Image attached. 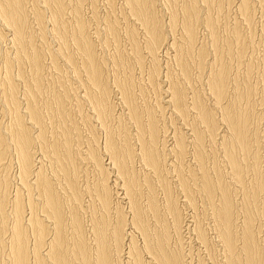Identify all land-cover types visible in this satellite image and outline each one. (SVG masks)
Instances as JSON below:
<instances>
[{
	"label": "bare ground",
	"instance_id": "bare-ground-1",
	"mask_svg": "<svg viewBox=\"0 0 264 264\" xmlns=\"http://www.w3.org/2000/svg\"><path fill=\"white\" fill-rule=\"evenodd\" d=\"M97 1L0 0V264H188L189 260L186 259L188 254L184 253L186 247L183 245L185 244L183 211L179 207L180 204L178 205V199H175L172 194V186L164 180L167 175L169 178L172 175V173L167 174L169 172L166 171L167 168L173 170L175 166L177 170L178 168L180 170L177 171L178 173L175 172L178 174L177 176L174 175V172L173 175L177 177L178 189L182 194L181 197L185 199L182 201L193 208L196 202V197H193L198 193L203 196L206 205L205 214L210 216L208 219H211L212 228L216 232L215 236L226 251L224 263L262 264L264 253H261L259 243L260 240L264 242V238L260 239V242L258 241L255 229L257 224L254 223V220L257 213L264 220V68L262 72L260 71L261 73H257L259 74L258 81L255 80L260 86L258 85V87L256 82V85H252L242 80L247 83L245 84L247 88L242 91L240 86L243 85V82L240 85L239 79L236 80L238 77L240 80L242 79L241 76H236L239 69H237L238 73L237 71L231 73L233 65L229 66L237 59L227 65L223 62V57L225 54L231 57V54L235 52L233 45L237 44L238 59L240 62L244 58L246 59L244 55V58L241 56L247 49L246 40L243 41L245 37L242 32L244 31L241 28L245 24L239 25L240 29L238 24L241 22L235 20V22L239 21L238 24H232L233 26L230 27L232 34H226L229 36L222 42L219 29L221 23L222 27L224 26L223 22L226 25L225 19L230 17L227 15L230 12L227 11L225 16L228 17L224 18L223 22H221L223 18H220L219 21V17H222V13L226 12L228 7L236 6V11L235 8L232 10L236 13L238 11L251 30L250 26L255 24L254 20L258 13L256 5L262 4L259 6L262 7L260 11L264 10V0H162L164 2L162 5L165 4V9L169 12L167 20L162 17V13L159 14L155 2L157 0H122L123 5L121 4L120 10L123 9L121 11L124 14L119 12L120 17L130 18V23H132L131 19L134 20L139 26L137 28H141L139 30L142 31L141 34L144 37L142 43L139 42L137 40L141 37L139 30L136 32L137 28L135 30L132 28L133 26L131 28L127 26L128 36H126L131 42L132 48H130L135 60L133 63L140 69H144L143 67L146 68L144 61L148 56L147 60H150V65L149 72H147L148 77H146L153 88L151 90L163 93L161 98L159 97L160 99H156L157 102L154 100V103H150L155 105L154 107H152L153 105L149 107L150 104L147 102V106L144 102L146 106L142 105L144 108L138 105V101L136 102L138 98H135L137 90L134 89L138 88H134V79L139 76H135L133 71L137 68L132 63L133 66L130 65L128 61L131 58L127 61L124 57L126 55L122 54L119 49L121 48L119 46H122L118 42V38L120 39L121 36L119 28L124 24L119 26L117 20H114L116 12L113 16L114 19L107 18L108 15H105L106 19L101 21ZM117 1L105 0L104 2L110 8L118 10L119 8L114 7ZM157 2L159 3V1ZM85 4L90 6L93 21L95 19L105 24L104 29L102 28L104 38H101L103 36L100 31L98 32L100 34L97 33V35L95 31L93 32L98 39H102V42L97 40L99 43H96V39L91 37L93 30L90 32V29H93V26L89 25L90 27H88L89 12L86 15L88 17L83 15ZM256 11L257 13H255ZM106 12L104 11L102 14ZM165 14L167 16V13ZM227 21L231 20L228 18ZM99 22L98 24L101 25ZM119 22L121 23V21ZM232 23L234 22L232 21ZM98 24L96 25L98 26ZM201 25L208 36V39H205L207 42L204 41L205 44L198 42V38L201 37L198 34L200 33L198 29ZM178 26L180 27V36L177 34L179 37L175 34V29ZM100 28L99 26V30ZM227 28L229 29V26ZM240 30H242L241 33ZM250 33L254 32L250 31ZM124 34L126 33L123 32L122 35ZM223 37L221 38L223 39ZM39 39L41 46L38 44ZM45 40H52L55 45L49 42L51 45L46 48L48 44L46 42V49H44L42 42ZM202 40L200 41L202 42ZM100 43L105 48L110 44L115 46L117 54L112 56L111 61L114 67L121 66L125 60L126 63H129H127L128 66H132V68H127L131 71L126 77H123V81H117L118 77L113 80V84L117 82L116 86L119 92L118 94L116 91L117 97L120 95L119 99L124 107V109L121 108L122 115L117 116L119 125L115 123L117 125L115 130L110 128L111 125H108L109 119L113 117L114 120V116H116L115 103L117 104V102L114 103V100L111 99L113 94L111 92L114 90L111 88V79L113 78L109 77L111 76L107 71L109 68L106 67L108 64L106 61L109 59H104L103 53L100 55L103 56V60L99 58L96 44ZM125 45L127 47L126 43ZM126 54L130 56L127 51ZM161 54L163 56L170 55L177 64L176 76L172 74L171 64H168L169 67L168 65L163 66ZM246 54L245 56L248 55ZM250 54L248 56L252 55ZM47 58L50 64L48 66L54 69L50 68L55 71L53 73H56V82L63 88L60 91L56 86L59 89L58 92L53 88L56 92L52 90L54 93H50L52 95L50 100L48 97V99L42 97V94L47 92L44 81L45 78L47 80L44 75V73L47 74L45 69ZM261 58H264V55ZM166 62L169 63L167 60ZM249 63H246L245 67L250 73L254 64ZM193 66L197 67V76L202 78L204 75L203 77H205L202 78L205 84L202 79L200 83L202 82L206 86L204 88V85H201L207 93L206 98L209 96L212 102L210 106L204 102L205 96L202 93L201 96L193 91L194 86L189 87L191 75L195 74V71L193 74L191 73ZM110 69L112 68L110 67ZM118 69L117 72L114 70L117 74ZM124 69L123 74H126V68ZM242 69L245 70L243 66ZM174 70L176 69L174 68ZM240 73L242 75L241 71ZM245 73H243V78ZM51 74L49 76L47 74V76L50 77ZM68 74L70 78L72 77L71 82L73 83L74 80L76 89L78 88L75 92H72V85L71 90L66 87ZM121 74L119 73V75ZM231 74H235V80L234 75ZM142 75L146 74L142 73ZM54 77L52 75L50 78ZM199 77L197 79L200 80ZM145 78L142 77L144 80ZM161 78L164 80H161L160 84L158 81ZM247 79L249 82L252 80H250V76ZM120 80H122V76ZM144 80L141 81L145 83ZM141 81L139 80V82ZM193 81L197 82V80ZM193 81L191 85L194 84ZM231 81L235 85L234 88L231 86ZM48 83L51 82L48 81ZM230 86L235 89L234 98L231 93L233 90L229 91L232 89ZM147 87L144 86V88ZM242 87L244 88V85ZM50 88L52 89V87ZM139 90L144 91L143 88ZM139 93L141 95L140 91L137 95ZM143 93L146 94V92ZM73 96L77 99V109L82 111V114L85 110L82 109L84 104L91 109L87 110L88 112L92 111L84 118L82 117L83 119L81 118L82 124L87 128L91 120L96 118L97 120L94 121H98L97 123L105 130V132L102 130L104 138L97 137L94 133H90L91 136L88 135V138L85 136L86 139L81 136L80 126L77 124L79 122H74V118L71 117L72 120L68 116L69 110L64 108L67 100L74 98ZM138 97L140 99V96ZM42 98L47 101H45V105L42 103ZM145 98L147 99V97ZM150 99L148 100L150 101ZM76 112L74 111V113ZM82 114L81 116H83ZM166 114H169L167 119L165 118ZM72 115L74 114L71 113ZM158 115L162 117V123L158 119ZM77 119L75 121H79ZM114 121L116 122V119ZM55 122L61 125V130L57 127L60 130L57 132L61 134L58 133L59 138L53 131L51 133V130L49 131V127ZM165 123L173 127V131L170 132L172 140L170 146L169 143L166 144L165 140L166 134L170 131L166 130ZM53 126L55 127V125ZM91 130L93 131V128ZM101 139H104L103 144ZM206 142L209 143L208 147L217 143L215 147L220 146L219 153L222 152L224 159L222 161L225 162L228 169L226 172L230 175L227 174L231 181H227L233 182L235 189L241 190L244 194L242 197H245V201L241 202L243 208L239 207L243 211L236 206L235 201L237 200L233 195L236 190H233L224 181L227 177H223L225 171L222 173L221 170L224 169H220L221 166L217 164V160L215 161L217 163L212 162L211 166L208 164L210 167L207 165L206 150L208 147L205 146ZM100 143L103 152L99 149ZM205 147H207L206 150ZM214 148L212 150H215ZM190 153L195 160L192 162L195 163V168H190L191 177H189V182L192 181L193 185L189 184L188 178H185V172L181 171V169L184 170L183 167L181 168L185 161L183 159L185 157L188 159L187 154ZM216 156L215 159H217ZM44 158L50 166L49 172L47 169L49 167L46 165V168L44 167ZM11 162L16 165V174L14 172L13 178L11 175L13 169L12 167L10 169ZM138 163L141 164V172L137 168L136 164ZM88 164L94 167L91 173L95 170L94 172H97L99 178L91 179V182L83 181L85 182L83 185L81 178L86 174ZM187 165H184V168ZM250 173H252V179L249 177ZM92 174L96 175V173ZM165 174L167 175L164 177ZM15 178L17 184L13 183ZM154 178L163 184L161 185L163 192L165 191L163 198L165 197L166 201L164 208L165 212L170 215V220L160 209L161 202L157 196L159 185L156 186ZM194 193L197 194L192 196ZM67 199L70 202L69 206L66 203ZM244 199L241 198V200ZM84 200L87 202L85 205L89 212L86 211L85 214H82ZM200 204L202 205V203ZM238 204L240 205V202ZM238 211L243 213L238 214ZM241 214L243 215L242 220L237 219ZM83 215L85 218L89 216L90 225L87 224ZM197 215L199 217V214ZM236 220H241L239 226ZM84 221L89 226L88 228ZM255 222L258 223L256 220ZM262 222L260 221V224ZM198 223L194 228L196 237L206 245L208 241L210 243L209 234L207 235V232L198 226ZM262 225L264 228V224ZM263 228L262 230H264ZM259 230L260 228L258 232ZM172 232L175 233L178 244L183 245L184 250L183 247L180 248L181 246L177 248L170 246ZM135 233L140 236L141 243L136 241ZM211 241H213L212 237ZM213 244L211 245L213 246ZM175 246L178 245L175 244ZM178 248L180 249L178 250ZM215 248L213 249L216 251ZM223 254L225 255V252ZM189 262L191 264V261ZM198 264L204 263L200 260Z\"/></svg>",
	"mask_w": 264,
	"mask_h": 264
},
{
	"label": "rangeland",
	"instance_id": "rangeland-1",
	"mask_svg": "<svg viewBox=\"0 0 264 264\" xmlns=\"http://www.w3.org/2000/svg\"><path fill=\"white\" fill-rule=\"evenodd\" d=\"M104 1H105V0H98V1H97V3H98V9H99V10H98V14H99V16L101 15V16H100V20H101V21H104V20L106 19V16H105V15H108L109 17L107 16V18H110V19H111V18L114 19V18L116 17L114 20H117V22L119 23V26H122V24H124V25L122 26L123 28H122V27L119 28V29H120V30H119V31H120L119 34L121 33V36H120V39L118 38V40H119L118 42H120V45H122V46H119V47H121V48H119V49L122 51V54L126 55V56H124V55H123V56L126 57V60H127V61L131 58V59L128 61V62L130 63V65L133 64L134 67L137 68L136 70L139 71V72L142 70V71L139 73V72H137L135 69H134L135 71H133V69H132V71L134 72L135 76H137V77L139 76L138 78L136 77L137 79H134V80H135V81H134V88H135V87L138 88V89H134V90H137V92L134 91V90H133V91L136 92V93H135V95H136L135 98H138V99H136V102L138 101V102H137L138 105H139V106L141 105L140 107H141V108H144V107H146L144 102H146L147 106H148V103L150 104V103H154L155 101L157 102L158 98H159V97L161 98V95H162L163 93H161V92H160V93H156L155 90H151V89H153V88L150 86L149 81H148V78H147V77H148V76H147V75H148L147 72H149L148 70H149V65H150V62H149L150 60H149V59L147 60L148 56L146 55V56H147L146 59H145L146 61H144V62H146V65H144V66H146V68L143 67L144 69H142V68L140 69L138 65H135V64H134V63H135V60L133 59V52L131 51V50H132V49H131L132 46H131V44H130L131 42H130L129 38L127 37V36H128V35H127V30H128V28H129V26H130V28H131V26H133L132 28H134L135 30H136V28L139 27V26L136 25V23H135L134 20H132V19H131V22H132V23H130V18H128V19H129V20H128V19H123L124 17H122V18L120 17V13H119V12H123V11H121V10H123V9L120 10V8H122V5H123L122 2H121L122 0H118V1L116 0L117 3H118V5H117V3H115V6H114V7L119 8L118 10L115 9V8H113V7H111V8L113 9V11H114V10H117V11H114V13H113L112 9L110 8V6H109L108 4L106 5V2H104ZM157 1H159V3H158ZM157 1H155V2H156V7H157V9H158L159 14L161 15V13H162V14H163L162 17H163L165 20H167L168 17H169V15H168L169 12L167 11V9H165V8H166L165 4L162 5L164 2H163L162 0H161L162 2H161L160 0H157ZM160 3H161V4H160ZM104 4H105V5H104ZM119 4H120V5L122 4V5L120 6ZM116 5H117V6H116ZM157 5H158V6H157ZM257 5H258V6H257ZM257 5H256V10L258 9V10H257L258 13H257V11H256L255 13H257V14H256V17H257V16H258V17H257V18L255 17V20H254L255 24H253L252 26L248 25V26L252 27L253 30H252V28H251V30H250V28L247 27V23H245V21H243L241 15L238 13V11H237V13H238L240 16L235 12V11H236V6L234 7L235 9H234L233 7H230V8H231V9H230V8L228 7L229 10L226 9V8H227V6H226V8H225V9H226V12L223 10L224 13H222V17H221V16L219 17V21H220V18H221V19L223 18V19L221 20V22H223V21H224V18H226V17H228V16H230V17H228V18L231 20V21H230L231 23H230V22L227 21L228 18L225 19L227 23H226V25H225V23L223 22V25H224L223 27H222V23L220 22V23H221V26H220L219 32H220V34H221V37L224 36L223 39L220 37V39L222 40V42H224L225 39H227L228 36L232 34V31H231L232 28H230L231 26H233V25H235V24H238L239 21H240L241 23H239L238 26H239V25L241 26L242 24H245V25H242V26H244L245 28L242 27V26H241V28H242L243 31H244V32H242V33H243V36L245 37V38L243 37V38H244L243 41L246 40V41H245V44H246V46H247V49L245 48L246 50L244 51L243 54H241V56L243 57V55H244V57H246V59H245L244 57H243L244 59L241 57V58L244 60V61L241 60V62H240V60L238 59V53H237V50H238V49H236L237 44H236V45H233V48H234V51H235V52H233L234 55H232V54H233V53H232V54H231V57H230V56H228V55L225 54L226 57H225V56L223 57V62H224V63H227V65H229L231 62H233L234 60L237 59V60H236L237 62L234 61V63H231L229 66H232V65H233L232 67H233V68L235 67L234 69L231 67V68H232L231 73H233V72L236 73L237 69H239V70H238L239 73H240V71L242 72V75H241V73H240V75H239L238 71H237L238 75L236 74V76H241V78H242L241 80H240V77L236 78V80L239 79V81H238V80H237V81L239 82L240 85H241V83H242L244 80H245L247 83H249V84L251 83L252 85H254L255 82L257 83V81H258L257 78L259 79V74H257V73H259L260 71L262 72V69L264 68V66H263V60H264V58H261V57H263V55H264V54H263V52H264L263 50H264V49H262V48H264V17H263V16H264V12H262V11H264V10L262 9V11H260L262 7H259V6H261L262 4H261V5H260V4H257ZM87 6H88V8H87ZM103 6H105V7H103ZM106 6H108V7H107V12H106ZM118 6H120V7H118ZM160 6L162 7L161 9L158 8V7H160ZM164 6H165V7H164ZM84 8H85V9H84ZM84 8H83V9H84V10H83V12H84L83 15L86 16L88 12H89L88 16L90 15V16H89V20H88V27H90V26L92 27V26H93V27H92L93 29H90V28H89V29H90V32H91V30H93V31L91 32V35H92L91 37H92L94 40L96 39V40H95L96 43H99L98 41L102 42V39H101V38H104V33L102 32V30H103L104 27H105L104 22H101V21L99 22V20H95V19H94V21H93V18H92V16H91L92 14H91V9H90L89 4H88V5L85 4V5H84ZM103 8H104V9H103ZM108 8H110V9L108 10ZM88 9H89V10H88ZM101 9H102V10H101ZM164 9H165L166 12L164 11ZM232 9H234L235 11L232 10ZM110 10H111V12H109ZM161 10H162V11H161ZM230 10H232L233 12L230 11ZM104 11H105L106 13H105V14H102ZM160 11H161V12H160ZM227 11H228V13L230 12V14H227L228 16H225V14L227 13ZM115 12H116L118 15L116 14V16L113 17L114 14H115ZM260 12H261V13H260ZM107 13H109L110 15L107 14ZM112 13H113V15H112ZM165 13H167V16H166ZM232 13H234V14H232ZM123 14H124V12H123ZM164 14H165V15H164ZM231 14H232V16H231ZM235 14H236L237 16H236ZM262 14H263V15H262ZM88 16H86V17H88ZM104 16H105V17H104ZM118 16H119V17H118ZM121 16H122V13H121ZM123 16H124V15H123ZM223 16H224V17H223ZM261 16L263 17V19H262ZM90 17H91L92 19H91ZM240 17H241V18H240ZM103 18H104V19H103ZM232 18H233V19H232ZM98 19H99V17H98ZM119 19H121V20H119ZM259 19H260V20H259ZM91 20H92V21H91ZM123 20H124V21H123ZM235 20H239V21L235 22ZM256 20H258V22H256ZM96 21H98L99 23H101V25L98 24V22L96 23ZM119 21H121V23H120ZM232 21H233L234 23H232ZM133 22L135 23L136 26H135V25H132V24H134ZM125 23H126V25H125ZM128 23H129V24H128ZM257 23H258V24H257ZM94 24H95V25L98 24V26L96 25L97 29H96V27H95ZM120 24H121V25H120ZM227 24H229V25H228V26H229V29L227 28V27H228ZM232 24H233V25H232ZM256 24H257V25H256ZM89 25H90V26H89ZM103 25H104V26H103ZM255 25H256V29L254 30ZM258 25H259V26H258ZM99 26L101 27L100 30H99ZM127 26H128V28H127ZM202 26H203V25H201L200 27H202ZM240 26H239V28H240ZM260 26H261V27H260ZM94 27H95V28H94ZM200 27H199V29H198V32H200V33H198V34H199V36H201V37L198 38V42H199V44H200V43H203L204 41H206V40L208 39V36H207V33H206L204 27H202L201 29H200ZM102 28H103V29H102ZM225 28H226V29H225ZM241 28H240V29H241ZM123 29H124V30H123ZM126 29H127V30H126ZM139 29L141 30V28H139ZM139 29L137 28L136 32H137ZM202 29H203L204 31H203ZM97 30H98V31H97ZM125 30H126V31H125ZM140 30H139L138 32H140L139 34H140L141 37H139V39H137V40H139V42H141V41L144 40V37H143V35L141 34L142 31H140ZM225 30H226V31H225ZM229 30H230V31H229ZM94 31L96 32V35H97V33L100 31V32L102 33L101 35H102L103 37H101V35H98L99 37H101V38H99V39H100V40H99L98 37L95 36V33H93ZM121 31H122V32H121ZM241 31H242V30H240V33H241ZM248 31H249V32H248ZM250 31H253L254 33H250ZM255 31H256V32H255ZM123 32L126 33V34H124L125 36L122 35ZM175 32H176V33H175L176 35L179 34V36H180V27H179V26H178V28L175 29ZM203 32H204V34H203ZM227 32H229V33H227ZM261 32H262V33H261ZM255 33H256V34H255ZM260 33H261V34H260ZM98 34H100V33H98ZM175 34H174V35H175ZM226 34H229V35L226 36ZM126 35H127V36H126ZM176 35H175V36H176ZM202 35H203V36H202ZM241 35H242V34H241ZM247 35H248V36H247ZM249 35H250V37L252 36V37H254V38H252V37L250 38ZM255 35H256V37H255ZM262 35H263V36H262ZM177 36H178V35H177ZM177 36H176V37H177ZM179 36H178V37H179ZM204 36H205V38L203 39ZM94 37H95V38H94ZM137 37H138V35H137ZM206 38H207V39H206ZM247 38H248L249 40H248ZM255 38H256V39H255ZM260 38H261L262 40H261ZM49 39H51V38H49ZM121 39H122L123 41H122ZM125 39H126L127 41H129V43H127V41L125 42ZM202 39H203V40H202ZM205 39H206V40H205ZM39 40H40V39H39ZM97 40H98V41H97ZM200 40H202V42H201ZM253 40H254V41H253ZM251 41H252V43L254 42L255 44H254V43L252 44ZM40 42H41V40L38 41V44L41 46V43H40ZM46 42L48 43L47 46L45 45ZM49 42L55 45V42H54V41H52V40H49V41H48V40H45L44 42H42V46H44V47H42V48L46 49L47 47H50L51 44H50ZM206 42H207V41H206ZM206 42H204L203 44H205ZM248 42H249V43H248ZM125 43L127 44V47H126ZM141 43H142V42H141ZM247 43H248L249 47H248ZM128 44H129V46H128ZM250 44H251V45H250ZM261 44H262V45H261ZM54 45H52V46H54ZM96 45H97V48H98V55H99V58H101V60H103L102 57L105 56L104 59H109V60H107L108 62L106 61V63H108V64H107L108 66L106 65V67L109 68V69L107 70V71H109V75H111V76H109V77H110V78H113V79H111V80H112V81H111V82H112V84H111V88H112V90H113V89H114V90H113V92H111V93H113V94L116 95V96H114V95L112 94L111 99H112V101L114 100V101H113L114 103H115V101L117 102V104L115 103V106H116L115 108L117 109V111H116V109H115V115H116V116H114V120L116 119V122L113 120V117H111V118L109 119L110 121H108V123H109L108 125H111L110 128L113 129V130H115L116 127H117V125H119V124H118L119 119L117 118V116H121V115H122L121 113H123V110H122L121 108L124 109V107L122 106V103H121V101H120V99H119L120 95L117 97V95L119 94V92H118V90H117V86H116L117 82H116V84H113V82H114L113 80H116L117 77H118L119 79H117V81H123V77H126V76L128 75V73H129V71H131V69L128 70L127 68H132L133 65H132V66H130V65L128 66L129 63L127 62V63H128V64H127L125 58L123 57L124 60H125V61H124V60H123V61H124L126 64L124 63V64H125V65H124V64L122 63V65H121L122 67H121L120 65H119L120 67H119V66H118L117 68H116V66L114 67V66H113V62H111V61H112L114 55L116 56V54H117V53H116V50H115V48H114L115 46H114L113 44H110V45H108V47L111 46V47H109V48H110V49H109L108 47L105 48L104 46H102V43H100L99 45H98V44H96ZM118 45H119V43H118ZM257 45H258V46H257ZM45 46H46V48H45ZM259 46H260V47H259ZM122 47H123V48H122ZM130 47H131V48H130ZM251 47H252V48H251ZM253 47H254V48H253ZM40 48H41V47H40ZM249 48H250V49H249ZM107 49H108V50H107ZM248 49L251 50V51H249ZM257 49H259V50H257ZM99 50H100V51H99ZM125 50H126L127 53L130 54V56H132V57H130L129 55L127 56ZM128 50H129V51H128ZM260 50H261V51H260ZM114 51H115V52H114ZM124 51H125V52H124ZM253 51H254V52H253ZM123 52H124V53H123ZM131 52H132V53H131ZM194 52H195V51H194ZM246 52H248V53H247L248 55L252 52V53H251L252 55L250 54L251 56H248V55L246 54ZM102 53H103L104 55H103ZM195 53H196V52H195ZM260 53H261V55H260ZM131 54H132V55H131ZM235 54H236L237 56H236ZM245 54H246L247 56H245ZM100 55H103V56H100ZM109 55H110V56H109ZM167 55H168V54H167ZM167 55H166V56H163V55L161 54V60L163 61V62H162V63H163V66H164V65L167 66L168 64H169V65L171 64V66H170L171 68H170V69L173 70V71H172V74H174L173 76H176V74H177L176 71H178V69H177L178 66H176L177 64H175L174 60L171 59L172 57H171L170 55H169V56H167ZM112 56H113V57H112ZM234 56H236V57H234ZM252 56H253V57H252ZM111 57H112V58H111ZM128 57H129V58H128ZM169 57H170V58H169ZM229 57H230V58H229ZM248 57H250V59H247ZM251 57H252V58H251ZM225 58H226V59H225ZM231 58H232L233 60H232ZM168 59H169V60H168ZM251 59H252V60H251ZM254 59H255V61H254ZM166 60H167L169 63H167ZM226 60H227V61H226ZM228 60H232V61H228ZM238 60H239V61H238ZM246 60H247V61H246ZM249 60H250L251 62H250ZM259 60H260V62L262 63V65H260L261 63L259 62ZM245 61H246V62H245ZM133 62H134V63H133ZM172 62H174V63H172ZM243 62H244L245 64H244ZM249 62H250V63H249ZM252 62H253V63H252ZM111 63H112V65H111ZM131 63H132V64H131ZM148 63H149V64H148ZM235 63H238L237 65H239V66L237 67V65H236ZM239 63H242V64H239ZM246 63L252 64V65L254 64V65H255V66H254V65L252 66V70L250 71V73L247 72L248 70H246V68H247V67H245V65H247ZM255 63H256V64H255ZM259 63H260V64H259ZM48 64H49V59L47 58V60H46V62H45V65L47 66L45 69H46L47 72H46V71H45V72L48 74V76H49V74L52 73L51 76H52V75H53V77L55 76V77H54L55 80H54V78H52V79H53V80H52V79L50 78L51 76L48 77L47 74L44 73V75H46V77H47V80L50 78L48 81L51 82L52 84H51V83H48V81H47L46 78H45V80H44V81L46 82V83H45V86L47 87V88L45 87V88L47 89V90H46V89H45V90H46L48 93L45 92V90H44V92L47 93L48 95L45 94V93H43V94H42V97H44L45 99H48V98H49L48 100H50V98H51V96H52L51 94H52V92L54 91L53 88H55V90L57 89V92L59 91V89H60V91L63 90V88L58 84V82H56V81H57V80H56V75H55L56 73H53V72H55V71H53L54 69H53L52 67H49L50 64H49V66H48ZM144 64H145V63H144ZM174 64H175V65H174ZM243 64H244V65H243ZM258 64L260 65V67H259ZM123 65H124V67H123ZM147 65H148V66H147ZM169 65H168V67H169ZM173 65H174V66H173ZM235 65H236V66H235ZM240 65H242L243 68H245V70H243V69H242V66H240ZM112 66H113V67H112ZM165 66H164V67H165ZM175 66H176V67H175ZM216 66H218V64H216ZM110 67H111L112 69H110ZM134 67H133V68H134ZM164 67H163V68H164ZM173 67H174L176 70H174ZM239 67H241V68H239ZM255 67H256V68H255ZM258 67H259V69H258ZM48 68H49V70H50L51 72L48 70ZM50 68H52L53 70L50 69ZM118 68H119V69H118ZM124 68H126V71H125L126 74L124 73L125 75L123 74V72H124V70H125ZM166 68H167V67H166ZM254 68L257 69V70L255 71ZM260 68H261V70H260ZM26 69H28V67H26ZM117 69H118V74L116 73V72H117ZM120 69H121V70H120ZM122 69H123V71H122ZM196 69H197V67H195V66L192 67V72H191V73L193 74V72L195 71V74H194V75H191L192 78H191V81H190V82L192 83L193 80H197V82L195 81V83H197L198 85L195 84L194 81H193L194 84L191 85V83H190V86H189V87L192 88V87L194 86V87H193V88L195 89V90L193 89L194 92H197L198 94H201V93H202V94L205 96V98H203V100L205 99L204 102L210 106L212 102L210 101L209 96L207 97L208 99L206 98L207 93H205L206 91H205V89H204V88H206V86L204 85V84H205V83H204L205 81L203 80L205 77H203V76H204V75H203V76H202L203 79H202L201 77L197 76V75H198V70H196ZM110 70H112L111 72H113V73H111ZM114 70H115L116 72H115ZM145 70H146V72H145ZM242 70H243V71H242ZM120 71L122 72V74H121ZM127 71H128V72H127ZM143 71H144V72H143ZM48 72H50V73H48ZM173 72H174V73H173ZM244 72H246L245 75H244L245 77L248 78V76H250V80L252 79L250 82L248 81L249 79H247V78H245V77H244V78L242 77ZM261 72H260V73H261ZM119 73H120L121 75H119ZM142 73H145L146 75L143 76ZM251 73H252V74H251ZM107 74H108V72H107ZM256 74H257L258 76H257ZM116 75H117V76H116ZM140 75H141L142 77H144V78H145L146 76H147V77H146L145 80H144V79H142V77H141ZM231 75H232V76L234 75L233 78H234V80H235V77H236L235 74H231ZM247 75H248V76H247ZM253 75H254V76H253ZM255 75H256V76H255ZM65 76H66V75H65ZM107 76H108V75H107ZM114 76H115V77H114ZM121 76H122V80H120ZM194 76H197V77L195 78ZM252 76H253L254 78H253ZM109 77H108V78H109ZM198 77L200 78V80L197 79ZM66 78L68 79V80H67L68 83H67V81H66V84H67L66 87H67L69 90H71V89L73 88L74 91L72 90V92L77 91L78 88L76 89L77 86L75 85V81L73 80V83L71 82V81H72V77L70 78V77H69V74H68V75L66 76ZM110 78H109V79H110ZM114 78H115V79H114ZM134 78H135V77H134ZM193 78H194V79H193ZM69 79H70L71 84H70V82H69ZM192 79H193V80H192ZM201 79L203 80V83H204V84H203L202 82L200 83ZM50 80H52V81H50ZM139 80H140V81H141V80H142V81L144 80V82H145L146 84L143 83L142 81L139 82ZM161 80H162V78L160 79V81H158L160 84L162 83V81L164 80V78H163L162 81H161ZM242 80H243V81H242ZM255 80H257V81H255ZM53 81H55V82H53ZM136 81H137V83H136ZM47 83H48V84H47ZM53 83H54V84H53ZM138 83H139V85H138ZM231 83H232V84H231ZM231 83H230L231 86L234 88V87H235L234 83H233L232 81H231ZM247 83H245V82L242 83V84L244 85V88L242 87L243 85L240 86L242 91H244V89L247 88V87L245 86V84H247ZM50 84H51V85H50ZM55 84H57V85H55ZM73 84H74V85H73ZM141 84H142V85H141ZM143 84H144V85H143ZM148 84H149V85H148ZM53 85H54V86H53ZM58 85H59L62 89H61ZM69 85H70V86H69ZM71 85H72V88H71ZM196 85H197V87H196ZM201 85H204V86H203L204 88H202ZM255 85H256V84H255ZM258 85H259V84L257 83V86H258ZM56 86H57L59 89H58ZM73 86H75V87H73ZM115 86H116V87H115ZM144 86H145V87L148 86V87H147V88H144ZM198 86H199V87H198ZM231 86H230V87H231ZM259 86H260V85H259ZM259 86H258V87H259ZM50 87H52V89H51ZM114 87H115V88H114ZM232 87H231V88H232ZM142 88H143L144 91L139 90V89H142ZM149 88H150V89H149ZM198 88H200L201 90H199ZM233 88H232V89H229V91L231 92V91L233 90V92H231V93H232V95H233L232 97L234 98V97H235V95H234L235 89H233ZM48 89H49L50 91H49ZM115 89H116V90H115ZM146 89H148L149 92L146 91ZM196 89H198V90H196ZM52 90H53V91H52ZM150 90H151V91H150ZM190 90H192V89H190ZM202 90H204V91H202ZM114 91H115V92H114ZM116 91L118 92V94H117ZM139 91L141 92V95H140V93L137 95V93H138ZM199 91H200V92H199ZM201 91H202V92H201ZM54 92H56V91H54ZM54 92H53V93H54ZM143 92H146L147 95H146L145 93H143ZM50 93H51V94H50ZM142 93H143V94H142ZM149 93H150V95H149ZM231 93H230V94H231ZM144 94H145V96H144ZM202 94H201V96H202ZM45 95H46V96H45ZM73 95H74V93H73ZM142 95H143V98H144V99L142 98ZM138 96H140V99H139ZM157 96H158V97H157ZM204 96H203V97H204ZM47 97H48V98H47ZM73 97H74V96H73ZM114 97H115V98H114ZM145 97H147V99H146ZM154 97H155V98H154ZM44 98H42V100H43L42 103L45 105V103H46L47 101H46ZM150 98H151V99H150ZM153 98H154V99H153ZM160 98H159V99H160ZM148 99H150V101L152 100L153 102H152V101L150 102ZM156 99H157V100H156ZM118 100H119V102H118ZM140 100H142V101H140ZM143 100H144V101H143ZM154 100H155V101H154ZM206 100L208 101V103H207ZM237 100H238V99H237ZM45 101H46V102H45ZM67 102H68V103H67ZM67 102L65 103L67 106L64 105V108H66V109L69 110V111L66 110V111L69 112V115H68V116H70V118H71V117L74 118V120L71 118L74 122H76V123L79 122V123H77V124H79L78 126H80V131H81L80 133L82 134V135H81V134H80V135H81V136H84V139H86V137L88 138V135H89L90 133H91V134L94 133V135H96L97 137L99 136L100 138H104V137H102V136H104V132H105V130H104V129H103V128L97 123L98 121H94V120H97L96 118L92 119L93 121L91 120V123H92V122H93V123H92V124L90 123V125L87 126V128H86V125H83V124H82V123H83V120H82V119H83L85 116H87V114L92 113V111L88 112V111L91 110V109H90L89 107H86V106H87L86 104H84L83 107H82L83 110L85 109V110L83 111L84 113L82 114V111H79V109H77V108H78V107H77L78 102H77V99H76L75 97H74V98H69V99L67 100ZM147 102H148V103H147ZM118 103H119V104H118ZM120 103H121V104H120ZM142 103H143V104H142ZM244 103H245V102H244ZM244 103H243V104H244ZM155 104H156V103H155ZM142 105H143L144 107H143ZM152 105H153V104H152ZM152 105L150 104L149 107H151ZM42 106H43V105H42ZM84 106H85V108H84ZM121 106H122V107H121ZM154 106H155V105H153L152 107H154ZM69 107H70V108H69ZM86 108H87V109H86ZM88 108H89V109H88ZM87 110H88V111H87ZM74 111H75V112L77 111V112H76L77 114L74 113ZM85 111H86L87 113H86ZM70 112H71L72 114H74V115L71 116V113H70ZM85 113H86V114H85ZM81 114H82L83 116H81ZM119 114H121V115H119ZM159 115H160V114H159ZM159 115H158V116H159ZM73 116H74V117H73ZM158 116H157V117H158ZM76 117H77L78 119H77ZM82 117H83V118H82ZM168 117H169V114H166V117H165V118L167 119ZM75 118H76L77 120H79V121H75V120H76ZM81 118H82V119H81ZM80 119H81L82 122L80 121ZM158 119H160L161 123L163 122V119H162L161 116H159ZM5 120H6V119H5ZM7 120H8V119H7ZM117 120H118V121H117ZM112 121H113V122H112ZM68 122H70V121H68ZM111 122H112V123H111ZM164 122H165V120H164ZM115 123H116L117 125H116ZM57 124H58L57 122H55V124H54V123L51 124V126L49 127V131L51 130L50 133L53 131V133H55L56 136H58V138H59V134H60V132H57V131H60V130H61V125H59V124L57 125ZM93 124H94V126H93ZM113 124L116 125V126H114ZM165 124H166V123H165ZM167 124H168V123H167ZM167 124H166V126H167V129H166V130H168V131L170 130V131H169L168 133H167V131H166V133L169 134V135L167 136V134H166L165 138L167 137L168 140H167V138H166L165 140H166V142H167L166 144L169 143L168 145L170 146V143H172V140L170 139V132L173 131V127H172L170 124H168V125H167ZM53 125H55V127H54ZM81 125H82V126H81ZM84 126H85V127H84ZM92 126H93V127H92ZM53 127H54V128H53ZM57 127H59L60 130H59ZM100 127H101V128H100ZM112 127H113V128H112ZM168 127H169V128H168ZM55 128H56L57 130H56ZM82 128H83V129H82ZM92 128H93V131L91 130ZM52 129H53V130H52ZM54 129H55V130H54ZM102 130H104V132H103ZM223 130H224V129H223ZM56 132H57V133H56ZM88 132H89V133H88ZM58 133H59V134H58ZM95 133H96V134H95ZM97 134H98V135H97ZM60 135H61V134H60ZM85 136H86V137H85ZM90 136H91V135H89V137H90ZM100 138H99V140H100ZM169 139H170L171 141H170ZM103 140H104V139H103ZM103 140L101 139V143H102V144H103ZM168 141H169V142H168ZM208 142H209V141H208ZM101 143H100V145H99V146H101V147H99V149L102 148V144H101ZM210 143H211V142H210ZM211 144H212V143H211ZM211 144H210V145H211ZM217 144H218V143H217ZM217 144H212L211 146L208 147L209 143L206 142V145H205V146L208 147V149H207V147H205V150H206V149L208 150V151L206 150V153H207V154L205 153V154H206V161H207L206 163H207V165H208V164L210 165L212 162L214 163V162L217 160L218 163H217V162H215V163H217L218 165H220V166L222 167V168L220 167V169H224V170H221L222 173L225 171V172H224L225 175H223V177H224V178L227 177V178H226L224 181H226V183H227L230 187H232V189L234 190V189L236 188V187H235V184H234L233 182H229V181H227V180H230V177L228 178L229 173H227V172H228V169H227V167H226V164H224L225 162L222 161V160H224V159H223V156H222V152L219 153V152L221 151L220 146H219V147H215ZM169 146H168V147H169ZM213 146H214L215 148H214ZM209 148H210V149H209ZM213 148H214L215 150H212ZM216 148H217V150H218V153H217ZM101 150H102V149H101ZM101 150H100V151H101ZM209 150H211V151H210V154H209ZM212 151H214V152L212 153L213 155L211 154ZM101 152H103V150H102ZM214 153H215V154H214ZM216 153H217V154H216ZM218 154H219V155H218ZM187 155L189 156V157H187V158L190 159L191 161H189L188 159H185V158H186V157H185V158L183 159V161L185 160L187 163L184 161L185 164H184V162H183V164H182L183 166L181 165V168L183 167L184 170H182L181 168H180V169H181V171H184V172H185V173L183 172L184 174H186V176H185V175H184V176H185V178H188L187 181L189 182V179H190L189 177H191V171H190V168H193V167L195 168V163H192V162H195V160H194V158H193L192 153L187 154ZM187 155H186V156H187ZM207 155L210 157L209 159L207 158V157H208ZM210 155H211V156H210ZM215 155H217V156H216L217 159H215ZM220 155H221L222 157H221ZM213 156H214V157H213ZM218 156H219V157H218ZM167 157H168V159L170 160L169 155H167ZM220 157H221V159H219ZM218 159H219V160H218ZM43 161H45V162H44V163H45V164H44V167H45V165H46L47 167H49V168H47V169H48V172H49V171H50V166H48V162H47V160L44 158ZM221 162H222V163H221ZM46 163H47V164H46ZM191 163H192V164H191ZM213 163H212V164H213ZM187 164H188V165H187ZM189 164H190V165H189ZM222 164H223V166H222ZM136 165H137V168H138V169L141 168V164L139 165V163H138V164H136ZM184 165H187V166H185V168H184ZM209 165H208V166H209ZM13 166H14V167H13ZM87 166H88V167H87ZM87 166H86V168H87V169H86V174L88 173V174H87L88 177H87V175L85 174L84 176H82L83 179L81 178V182H82L81 184H83V185H84V183H85L87 180H89V181H87V182H91V179L93 180V179H95V178H97V179L99 178V177H98L99 175L97 174V172H94L95 170H93L92 173H94V174L96 173L97 176H96V175H93V174L91 173V171H92V169H94V167H93L91 164H88ZM89 166H91V167H93V168H91V167H89ZM139 166H140V167H139ZM210 166H211V165H210ZM210 166H209V167H210ZM224 166H225V167H224ZM11 167H12V169H13V170H11V173H12L11 175H12V178H13V176L16 174V165H15L14 163L12 164V162H11L10 169H11ZM175 167H176V166H175ZM175 167H174V168H175ZM177 167H178V166H177ZM186 167H187V169H186ZM45 168H46V167H45ZM174 168H173V170H172V168H171V169H168V168H167L166 171H169L167 174L170 175V174L172 173V175H170V178H169V176H168L167 174H165L164 177H165L166 175H167V176L165 177L164 180H165V182L167 181V182H166L167 184H169L170 186H172V187H171L172 194L174 195V198H175V199H178V205L180 204L179 207H180V209L183 211V218H184V219H183V226H184V227H183V231H184V232H183V237H184V235H185V237H184V241H185L184 243H185V244H183V245H184V247H186L184 253H187V254H188V256L186 255V256H187V257H186L187 261H188V260L191 261V264H198L200 260L203 261L204 264H205V263H206V264H212L211 262H214L213 264H220V263L223 264V263H224L223 260L225 259V256H226V251H224V248L221 246L220 242L217 240V237L215 236V235H216V234H215L216 232H214L215 230L212 228L213 225H212L211 219H208L210 216H208L207 214H205V211H204V210L206 209V207H205L206 205L204 204L205 202H204V198H203V196H202V195H199V193H198V194H197V193H194V194L192 195V196H194V195L197 194L196 196L193 197V198L196 197V198H195L196 200L194 199V200L196 201V202H195V206H193L194 209H193V208L191 207V205H189L188 203H187L188 205L186 204V202L184 203V201H182V200H185V199H184V197H181L182 194H181V192L179 191L180 189H178L179 187H178V185H177L178 183H177V177H176V176L178 175L177 173H178L180 170H179V168H178V170H177L176 168H175V169H174ZM47 169H45V170H47ZM89 170H90V171H89ZM88 171H89L91 174H90ZM141 171H142V170L140 169L139 172H141ZM177 171H178V172H177ZM187 171H188V172H187ZM226 171H227V172H226ZM14 172H15V174H14ZM173 172H174V175L176 174V176L173 175ZM175 172H177V173H175ZM187 173H189L190 175H188ZM227 174H228V175H227ZM90 175H92V176H90ZM249 175H250V176H249ZM249 175H248V176L252 179V177H251V176H252V173H250ZM225 176H226V177H225ZM229 176H230V175H229ZM91 177H92V178H91ZM88 178H89V179H88ZM166 178H167V180H166ZM247 178H248V177H247ZM250 178H248V179L251 180ZM85 179H86V180H85ZM97 179H96V180H97ZM154 179H155V178H154ZM169 179H170V180H169ZM13 180H14V179H13ZM83 181H85V182H83ZM155 181H156V182H155ZM169 181H170V183H169ZM230 181H231V180H230ZM16 182H17V180H16V178H15V180H14L13 183H14V184H17ZM154 182L156 183V186L159 185V187L157 188V196H158V198H159V201L161 202V203H160V209H161V210L163 211V213H164V212H165V208H164V206L166 207V205H165V204H166V203H165L166 201H165V197L163 198V196H165V195H163L165 191L163 192V186H161V185H163V184H161L160 182H157V179H155ZM13 183H12V184H13ZM157 183H160V184H157ZM172 183H173V184H172ZM230 183H231V184H230ZM189 184H190V185H191V184L193 185V182L190 181ZM232 184H233V186H231ZM173 185H174V186H173ZM160 186H161V187H160ZM175 186H176V187H175ZM233 187H234V188H233ZM160 188H161V189H160ZM159 189H160V190H159ZM235 190H236V189H235ZM158 191H160L161 193L158 192ZM234 192H235V193H234ZM234 192H233L234 199L237 200L238 202H240V205H239L238 202L235 201V202H236V206L238 207V209H241V210L243 211V209H242V208H243V207H242V206H243L242 203H244V201H245L244 198H245V197H242V195L244 196V194H243V192H242L241 190H236V191H234ZM236 192H238L239 195H238V193H236ZM240 192H242L241 195H240ZM177 194H178V195H177ZM262 195H263V192H262L261 196H262ZM65 196H66V195H65ZM201 196H202V197H201ZM236 196H237V197H236ZM240 196H241V197H240ZM200 197H201V198H200ZM161 198H162V200H161ZM238 198H239V200H238ZM241 198L244 199V200H241ZM85 199H86V201H87V198H85ZM179 199H180L181 201H180ZM240 200H241V201H240ZM66 201H67V202H66L67 205H68V204L70 205L69 200L67 199ZM86 201L84 200V202H83L84 205H83V213H82V214H85L86 211L89 212V210H88L87 207H86L88 201H87V202H86ZM85 202H86V203H85ZM162 202H164V203L162 204ZM179 202H180V203H179ZM241 202H242V203H241ZM200 203H202V205H201ZM85 204H86V205H85ZM69 205H68V206H69ZM162 205H163V206H162ZM241 205H242V206H241ZM161 206H162V207H161ZM203 206H204V207H203ZM239 207H242V208H239ZM162 208H163V209H162ZM201 209H202V210H201ZM84 211H85V212H84ZM194 212H195V213H194ZM202 212H203V213H202ZM237 213L240 214V213H243V212H239V211H238ZM197 214H199V217H198ZM257 214H258V215H257ZM257 214H256V216H255V217H256L255 220H256L258 223H256L255 220H254V223L257 224V225H255V229H256V233H257V237H258V241H259L260 239H263V238H264V237H262V236H264V230H262V228H263V227H262V226H263L262 224H264V220H263V218L260 217L259 213H257ZM87 215H90V214L87 213ZM165 215H166L167 218L170 220V218H169L170 215H168L166 212H165ZM192 216H193L194 218H193ZM207 216H208V217H207ZM238 216H239L240 218L237 217V219H241V220H242V216H243V215L241 214V215H238ZM257 216H259V217L257 218ZM83 217L85 218V215H83ZM197 217H198V218H197ZM199 218H200V219H199ZM260 218H261V220H260ZM85 219H86V220H85ZM85 219H84V220L87 222V224L90 225V224H89V223H90V221H89V216H88V217L86 216ZM87 219H88V220H87ZM197 219H198L199 221H198ZM201 219H202V221H201ZM204 219H205V220H204ZM207 219H208V220H207ZM258 219H259V220H258ZM195 220H196V221H195ZM206 220H207V221H206ZM241 220H236L238 226H239V224H240L239 221H241ZM85 221H84V222H85ZM184 221H185V222H184ZM192 221H193V222H192ZM260 221H261V222L263 221L262 224H260ZM86 222H85V225H86ZM198 222H199V223H198ZM200 222H201V223H200ZM238 222H239V223H238ZM197 223H198V226H201L202 228H204V230L207 232V235L209 234V235H208V240H210V243H209V241H208V244L205 245L204 243H201V242L198 240V238L196 237V234H195L196 232H195V229H194V228H196L195 226H197V225H196ZM205 224H206V225H205ZM88 225H86L87 228L89 227ZM258 225H259V226H258ZM260 226H261V227H260ZM188 227H189V228H188ZM206 227H207V228H206ZM257 227H258V228H257ZM259 228H260V230H259V232H258V229H259ZM188 229H190V230H188ZM238 229H239V228H238ZM263 229H264V228H263ZM192 230H193V231H192ZM193 232H194V233H193ZM172 234H173V236H171L172 239H170V240H171L170 242H171L172 244L170 243V246L172 245V246H171L172 248H177V247L181 246L180 248H182L183 245H179V244H178V240H177V238H176L175 233L172 232ZM172 234H171V235H172ZM258 234H262V235H258ZM137 235H138V234H137ZM137 235H136V233H135V236H137ZM190 237H192V238H190ZM211 237H212L213 241H211ZM259 237H260V238H259ZM174 239H175V241H174ZM214 239H215L216 241H215ZM140 240H141V239H140V236H137L136 241H139V243H141L142 241H140ZM176 241H177V243H176ZM197 241H198V242H197ZM260 241H261V242H260ZM260 241H259L260 243H259V242H258V243H259L260 246H261V253L263 254V253H264V245H263L264 242H262L263 240H260ZM191 242H193V243H191ZM173 243H175V244L178 245V246H175V244L173 245ZM187 243H188V244H187ZM213 243H214V244H213ZM218 243H219V244H218ZM262 243H263V244H262ZM202 244H203V245H202ZM211 244H213V246H214V245H215V246L213 247ZM261 244H262L263 246H262ZM173 246H174V247H173ZM208 246H209L210 248H207ZM211 246H212V247H211ZM219 246H220V247H219ZM184 247H183V250H184ZM215 247H216V248H215ZM180 248H178V250H179ZM205 248H206V249H205ZM213 248H215L216 251H215ZM219 248H220L221 250H220ZM212 249H213V250H212ZM208 250H209V251H208ZM262 250H263V251H262ZM206 251H207V252H206ZM210 252H211V253H210ZM224 252H225V255L223 254ZM212 254H213V255H212ZM217 254H218L219 256H218ZM211 256H212L213 258H212ZM201 257H202L205 261H204L203 259H200ZM199 259H200V260H199ZM213 259H214V260H213ZM211 260H212V261H211ZM262 260L264 261V255H262ZM125 261H126V259H125ZM125 261H124V262H125ZM189 261L187 262L188 264H190ZM197 261H198V262H197ZM215 261H216V262H215ZM263 261H262V262H263ZM222 262H223V263H222ZM124 264H126V263H124ZM131 264H132V263H131ZM224 264H225V263H224ZM262 264H264V262H263Z\"/></svg>",
	"mask_w": 264,
	"mask_h": 264
}]
</instances>
